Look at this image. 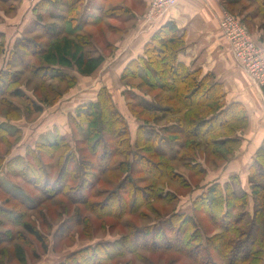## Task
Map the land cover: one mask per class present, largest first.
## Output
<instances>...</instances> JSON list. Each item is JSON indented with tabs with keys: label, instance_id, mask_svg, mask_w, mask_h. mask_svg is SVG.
Wrapping results in <instances>:
<instances>
[{
	"label": "trees",
	"instance_id": "trees-1",
	"mask_svg": "<svg viewBox=\"0 0 264 264\" xmlns=\"http://www.w3.org/2000/svg\"><path fill=\"white\" fill-rule=\"evenodd\" d=\"M111 1L65 0L61 3L60 0H41L48 18L53 21L44 31L49 41L36 47L28 37L18 39L12 56L17 55L20 60L28 54L34 57L36 65L32 67V75L37 74L43 79L69 81L60 72L62 68L75 69L82 76H90L100 67L104 57L90 48L91 37L81 33L82 29L104 20L123 17L126 22L133 17L131 9L119 1L115 4ZM251 1L258 5L260 13L264 12V0ZM40 4L38 2L34 11L42 10L38 8ZM79 8L81 15L77 17ZM38 14L35 29L40 30L42 12ZM3 45L4 34L0 33V47ZM183 49V35L174 23L166 22L145 43L142 54L123 68L121 79L138 80L151 94L149 98L139 96L134 93L139 91L138 86H123L127 91L125 96L129 97V110L140 123L134 139L127 121L115 108L107 91L102 89L95 101L79 105L73 118L76 124L85 123L87 126L83 141L91 147L94 162L80 160V156L72 153L66 140L60 137L54 143L29 149L27 156L16 157L6 163L7 166H17L27 175L31 173L28 169L30 163H40L35 160L38 156L63 151L66 157L56 180L59 183L54 181L52 186L53 189L59 188L54 190L55 193L63 194L69 184L77 182L73 189L77 190L69 191L77 193V197L69 194L71 201L93 212L95 207L103 205L108 215L117 221L136 215L141 207L154 210L157 202L170 205L178 192L191 190L192 179L206 175L198 158L202 156L207 165L214 168L227 163L239 151L242 144L239 133L248 126L244 107L240 103L228 104L221 84L216 83L211 75H202L179 60ZM2 76L0 99L8 95L20 97L18 82H6V73ZM31 107L36 113L40 112V106L34 102ZM116 157L123 158V161L112 163ZM62 158L63 155L58 161ZM173 163H182L190 172L187 180ZM34 171L35 177L40 175L39 170ZM115 172L120 174L118 180L111 181L116 183L115 187L104 190L106 198L101 203H91V190L100 182L101 176ZM169 182L177 185L175 197L168 188ZM247 182L248 190L244 189L237 175L230 176L224 183L213 182L192 200L189 214L173 211L159 229L153 226L128 228L127 234L117 240L86 247L69 256L64 264H78L75 260L84 259L88 254L105 257L103 261L91 259L93 264H105V261L114 264L115 260L142 252H173L186 258L190 264H264V139L255 150ZM4 210L12 214L10 209L3 207ZM154 214L158 212L154 211ZM80 217L75 216L70 224L77 225ZM205 221L212 230L220 231L219 234L206 235ZM23 226L41 242L42 237L37 231L27 224Z\"/></svg>",
	"mask_w": 264,
	"mask_h": 264
},
{
	"label": "rangeland",
	"instance_id": "rangeland-1",
	"mask_svg": "<svg viewBox=\"0 0 264 264\" xmlns=\"http://www.w3.org/2000/svg\"><path fill=\"white\" fill-rule=\"evenodd\" d=\"M40 1L0 0V33L4 34V45L0 47V77L6 73L8 76L5 79L6 82L17 81V88L20 90V97L8 95L0 99V157L2 158L0 159V264H64L69 256L86 247L99 242L117 240L121 235L127 234L128 228L143 229L153 226L159 229L162 221L173 211L189 214L192 200L201 193L204 187L213 182L224 183L231 174L242 178L244 189L248 190L249 183L246 179L245 165L239 161L243 156L242 152L254 147L253 145L247 147L246 139L241 134L239 137L244 150L240 149L227 160V163L216 168L207 165L202 156L198 158L206 175L201 179H192L190 181L193 184L191 190L178 192L176 200H172L170 205L157 202L154 210L141 207L136 215L126 216L118 221L108 215L103 205L95 207L93 212L77 204L78 202L71 201L69 194L77 197V193L69 191L75 189L77 182L69 184L68 193L67 191L63 194L55 193L54 190H59V188L53 189L52 186L59 177L66 157L63 151L54 152L51 156L41 154L35 159L40 163L29 164L28 169L31 173L27 175L17 166L11 164L7 166L6 163L16 157L27 156L30 150H34L37 145L54 143L60 137L66 140L72 153L80 156V160L87 159L91 163L94 162L91 147L83 141L87 131L86 124H76L73 121L77 107L95 101L97 94L105 89L115 108L127 121L131 137L134 139L135 131L140 123L129 110L130 101L129 97L124 94L127 91L123 86H138L139 91L134 93L139 96L149 98L150 94L141 87L138 80L121 79V72L130 61L123 57L124 51L131 45L129 42L133 36H136L135 40L142 37L144 39L150 35V31L143 32L148 25L150 27L160 25L158 21L163 15L154 22L156 25H153V21L147 17L150 0L146 12L143 13L144 16L133 15L132 21L123 22L124 19L121 17L122 19L104 20L84 27L81 33L91 37L90 48L104 57L103 62L90 76H82L75 69H60V72L66 75L65 78L71 80L66 82L43 79L37 74L32 75V67L36 65V61L29 54L22 60L20 57L18 59L17 55L12 56L15 50L14 44L18 39L28 37L32 44L37 45L36 47H41L49 41L44 31L53 21L48 18L45 7L40 4ZM63 1L65 0H60L61 3ZM118 1L127 6L131 3L130 0H112L110 3L115 4ZM38 2L40 4L38 8L42 10L34 11ZM228 2L230 5L224 8V12L240 22L254 44L264 54V48L256 43L259 40L264 42V12L260 13L258 5L251 0H229ZM37 11L42 12L40 30L35 29L36 18L39 15ZM80 15L79 8L77 17ZM144 24L147 26H143ZM109 25L112 27L109 28ZM254 32L261 37L257 38ZM20 51L24 53L23 49ZM33 102L40 106V112L36 113L31 107ZM62 155L63 158L59 162L58 158ZM121 161L123 158L116 157L111 162ZM173 165L187 180L190 172L183 164L173 163ZM34 170H39L40 175L35 177ZM118 177L120 174L117 172L101 176L100 182L91 190L90 202L101 203L106 198L107 192L104 190L113 189L116 183L113 184L111 181L118 180ZM137 177L139 176H135ZM30 178L33 179L30 180ZM176 187V184L169 182L168 188L172 190V195L177 192ZM168 188L165 189L168 190ZM95 192L100 195L97 196ZM2 204H5L3 207L10 209L12 214L9 215L5 213V210L2 211ZM154 211L158 214L155 215ZM78 215H81L79 223L71 225V220ZM25 224L40 234L41 242L26 232L23 228ZM205 226L204 232L209 237L218 235L220 232L212 230L206 221ZM88 256L75 261L78 264H93L94 261L91 262V259H98V261L105 259L101 254H88ZM111 262L105 261L104 263ZM114 264L190 263L183 256L173 252H142L115 260Z\"/></svg>",
	"mask_w": 264,
	"mask_h": 264
},
{
	"label": "crops",
	"instance_id": "crops-1",
	"mask_svg": "<svg viewBox=\"0 0 264 264\" xmlns=\"http://www.w3.org/2000/svg\"><path fill=\"white\" fill-rule=\"evenodd\" d=\"M148 1L130 0L129 6L124 7L131 9L134 16H142L146 12ZM228 1L176 0L175 5L159 19V26L143 25L147 26L143 32L150 31V35L137 40L136 36H133L129 42L131 45L124 51L123 57L129 60L137 58L142 54L145 43L161 25L166 22L174 23L184 37V49L179 53V60L188 68L200 71L202 75H211L216 83L221 84L226 102L240 103L245 109L248 126L239 135L246 139L247 147L253 145L254 148L242 152L239 163L245 165L244 170L248 174L255 150L264 139V86H256L248 79L233 60L229 44L219 31V19L225 11L224 8L230 5ZM132 20L133 17L130 21ZM254 34L257 38L261 37L256 32ZM256 43L264 48V42L259 40ZM241 147L240 149L244 150L242 144ZM232 175L236 174L230 176Z\"/></svg>",
	"mask_w": 264,
	"mask_h": 264
},
{
	"label": "built area",
	"instance_id": "built-area-1",
	"mask_svg": "<svg viewBox=\"0 0 264 264\" xmlns=\"http://www.w3.org/2000/svg\"><path fill=\"white\" fill-rule=\"evenodd\" d=\"M176 0H150L147 17L153 23L166 13ZM219 31L229 44L235 63L250 81L264 86V54L251 39L246 29L234 17L223 12L219 19Z\"/></svg>",
	"mask_w": 264,
	"mask_h": 264
}]
</instances>
